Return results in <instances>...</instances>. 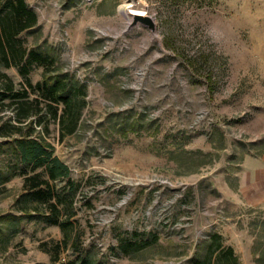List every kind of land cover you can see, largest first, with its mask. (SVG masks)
Returning a JSON list of instances; mask_svg holds the SVG:
<instances>
[{
  "label": "rangeland",
  "instance_id": "374dc122",
  "mask_svg": "<svg viewBox=\"0 0 264 264\" xmlns=\"http://www.w3.org/2000/svg\"><path fill=\"white\" fill-rule=\"evenodd\" d=\"M27 2L38 27L23 35L86 83L80 128L59 139L51 122L47 134L81 183L84 244L109 264H192L216 232L240 264H264V0ZM125 2L156 28L129 27ZM22 183H0V264H66L68 251L41 245L54 250L58 225L19 223Z\"/></svg>",
  "mask_w": 264,
  "mask_h": 264
},
{
  "label": "trees",
  "instance_id": "16d2710c",
  "mask_svg": "<svg viewBox=\"0 0 264 264\" xmlns=\"http://www.w3.org/2000/svg\"><path fill=\"white\" fill-rule=\"evenodd\" d=\"M37 27V12L27 0H0V160L3 153L14 160L11 168L0 167V183L16 174L23 177L14 199L19 223L37 218L59 226L62 236L54 241V250L47 241L41 243L55 259L65 250L72 255L66 264H109L94 243L84 244L75 205L81 183L47 139L51 122L58 126L59 139L80 128L88 103L86 83L74 72L62 71L53 52L29 43L23 33H35ZM38 67L41 78L33 82L30 76ZM8 68L18 71L19 82ZM152 241H129L121 247L130 253ZM192 264L240 262L234 248L215 232L209 235L205 253Z\"/></svg>",
  "mask_w": 264,
  "mask_h": 264
},
{
  "label": "water",
  "instance_id": "95a60500",
  "mask_svg": "<svg viewBox=\"0 0 264 264\" xmlns=\"http://www.w3.org/2000/svg\"><path fill=\"white\" fill-rule=\"evenodd\" d=\"M130 15L132 20L129 22V27L136 25L137 23H142L150 27L152 30L156 28L155 20L150 15L140 12H131Z\"/></svg>",
  "mask_w": 264,
  "mask_h": 264
},
{
  "label": "bare ground",
  "instance_id": "6f19581e",
  "mask_svg": "<svg viewBox=\"0 0 264 264\" xmlns=\"http://www.w3.org/2000/svg\"><path fill=\"white\" fill-rule=\"evenodd\" d=\"M132 3H129V2H125L123 5H122V11L123 13H125L126 15H128L127 13L128 12H140V13H144V9L143 8H133L132 7Z\"/></svg>",
  "mask_w": 264,
  "mask_h": 264
}]
</instances>
